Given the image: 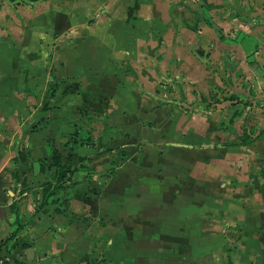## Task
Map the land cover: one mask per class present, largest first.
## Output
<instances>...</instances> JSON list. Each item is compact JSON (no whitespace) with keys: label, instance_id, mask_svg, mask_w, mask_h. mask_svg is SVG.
Returning a JSON list of instances; mask_svg holds the SVG:
<instances>
[{"label":"rangeland","instance_id":"374dc122","mask_svg":"<svg viewBox=\"0 0 264 264\" xmlns=\"http://www.w3.org/2000/svg\"><path fill=\"white\" fill-rule=\"evenodd\" d=\"M232 5L0 0L8 253L42 220L47 264H264L263 201L249 200L243 154L230 148L252 137L263 107L222 57L248 30ZM55 149L72 155L61 187ZM233 162L239 175L221 185L220 165Z\"/></svg>","mask_w":264,"mask_h":264},{"label":"crops","instance_id":"0c3cea01","mask_svg":"<svg viewBox=\"0 0 264 264\" xmlns=\"http://www.w3.org/2000/svg\"><path fill=\"white\" fill-rule=\"evenodd\" d=\"M204 1L206 2V5H209L212 0ZM231 1L233 2L232 6L237 7L241 11L242 14L239 16V18L242 22L248 24V30L243 34L238 35L239 39L237 42H235L231 54L228 53L226 55V52L222 51V57L225 59V57L229 58V56L232 55V58L235 60V62L234 60L231 62V64H233V69L239 70L241 77L244 78L245 82L248 84V88L254 90L257 97L256 100L263 107H257V111H255L253 116L254 118L252 125L256 128L255 133L252 134V138H254V140L247 145L230 147L232 149L238 147L237 149L242 152V157H239L241 167L238 169L234 165V162L233 164H227L228 166L226 164H221L220 170L217 171L216 174V180L221 185H226L227 182V184H231V180L234 181L236 176L240 174L238 176L240 177V180L244 181V183L251 184L253 187V191H247L246 194L248 195L249 200L263 201L264 205V192H257L259 188L258 186L255 187L259 184V182H261L264 186V33L256 32L257 24L264 26V8L262 5L264 0ZM257 14H260L262 17L259 22L258 18L256 17ZM246 18H249V21H247ZM117 37L118 35L114 39L110 38V40L116 41ZM120 38L121 36L119 34V39ZM114 50L117 53L120 52L118 47L117 49L114 48ZM10 84L12 85V89H8V96H11L14 87L13 83ZM5 90L7 89L5 88ZM237 169L239 170V174L236 173ZM250 174H253L255 180L257 178V180H254L253 183L251 182L252 179L250 178ZM222 197L225 196L222 195ZM9 214V222L5 220L4 217L0 216V223L3 222L4 224H0V231L2 232L0 234V241L4 239L5 236H7L12 224H14L15 220L17 219L15 214H12L10 211ZM38 223L39 226L37 228H32V230L35 229V233H33L30 228L27 229L26 233H28V231L29 233H33L32 237L34 238L33 240L29 241H25L24 239L23 242H27L29 246L22 248L20 253H18L20 246L13 249V251L10 253H8V251L2 246L0 247V264H47V261L39 259V256L45 253V247L47 244L45 243L46 240H44V237L46 236L45 231H43L44 228L38 229L42 228L43 226L40 225L42 220L38 221ZM2 227L6 228L7 231L3 232V230H1Z\"/></svg>","mask_w":264,"mask_h":264},{"label":"trees","instance_id":"16d2710c","mask_svg":"<svg viewBox=\"0 0 264 264\" xmlns=\"http://www.w3.org/2000/svg\"><path fill=\"white\" fill-rule=\"evenodd\" d=\"M254 140V138H252L247 132H243V134L239 137V141L238 142H234V143H230V145L232 146H238V145H247L249 143H251ZM72 159V155L71 153H69L67 155L66 160L63 159L61 153L55 149L53 151L52 154V159L50 164L52 166H54L55 168H57V170H59V172H57L56 174V182L57 184L61 187L63 186L71 177L73 170L71 169V165H70V160ZM40 170H43V166L40 165ZM15 232H12V235H14ZM10 236H8V238H10ZM7 238V239H8ZM18 239L14 240V245L15 247H17L18 245H16V243L18 242ZM6 240V239H5ZM3 244V241L0 242V246ZM29 244L27 242H22L20 245V248H26L28 247ZM227 264H232V261L230 258H228Z\"/></svg>","mask_w":264,"mask_h":264},{"label":"water","instance_id":"95a60500","mask_svg":"<svg viewBox=\"0 0 264 264\" xmlns=\"http://www.w3.org/2000/svg\"><path fill=\"white\" fill-rule=\"evenodd\" d=\"M247 21H249V18H246Z\"/></svg>","mask_w":264,"mask_h":264}]
</instances>
